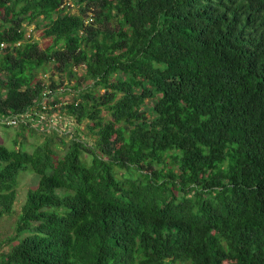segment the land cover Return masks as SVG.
<instances>
[{
	"label": "trees",
	"instance_id": "obj_1",
	"mask_svg": "<svg viewBox=\"0 0 264 264\" xmlns=\"http://www.w3.org/2000/svg\"><path fill=\"white\" fill-rule=\"evenodd\" d=\"M0 9L3 126L57 112L95 135L61 156L0 143V219L18 174L39 177L0 264H264V0Z\"/></svg>",
	"mask_w": 264,
	"mask_h": 264
},
{
	"label": "rangeland",
	"instance_id": "obj_2",
	"mask_svg": "<svg viewBox=\"0 0 264 264\" xmlns=\"http://www.w3.org/2000/svg\"><path fill=\"white\" fill-rule=\"evenodd\" d=\"M70 6L71 11H76L78 9L76 5L71 4ZM0 12H2V9H0ZM1 23L0 17V26ZM23 26L26 35L31 36L32 40L38 41L41 47H45L50 43L51 40L47 37H43L42 30L40 28H36L34 23L28 25L25 22ZM51 72L52 70H48L46 74ZM40 76L42 77L43 75L40 74ZM54 76V78H57L58 74L56 73ZM45 79L48 83L46 77ZM72 85L73 82H70V87H72ZM54 94L56 95V93ZM67 97L71 99L70 94L67 95ZM50 98L52 99V96ZM60 105V103H57L56 108ZM38 114L35 116H20L21 121L25 120L27 123V126L24 129H21L20 124H18V120L13 122V125L10 127H5L2 122H0V143L5 144L10 148L23 147L25 150L31 152L36 145L41 144L47 137H49L53 141L51 146L57 150L58 155L61 156L66 151L67 144L73 133L88 140L89 144L94 142L93 138L95 135L90 134L89 129L86 127V120L78 124L72 117L66 114H62L59 117V120L57 112H49L46 113V115L43 114L42 118L40 117V112H38ZM103 114L107 117L105 112H103ZM61 139L66 143V145L61 143ZM38 178V175L30 169L23 170L18 174V183L16 186L17 193L13 205V212L11 215H5L0 219V253L8 251L11 246L17 242L16 239L11 240V237L15 234L17 214L20 211L21 205L25 201L27 191L30 188H35L37 186Z\"/></svg>",
	"mask_w": 264,
	"mask_h": 264
},
{
	"label": "built area",
	"instance_id": "obj_3",
	"mask_svg": "<svg viewBox=\"0 0 264 264\" xmlns=\"http://www.w3.org/2000/svg\"><path fill=\"white\" fill-rule=\"evenodd\" d=\"M5 46V44L4 43H0V52H1V50H2V48ZM42 108L43 109H45V108H47V109H49L50 107H47V104H43L42 105ZM46 113L47 112H40V117L42 118L43 117V114H45L46 115ZM25 116H27L26 114H25ZM7 120V119H6ZM17 121V119L15 118H11L10 120H9V123H12L13 124V122H16Z\"/></svg>",
	"mask_w": 264,
	"mask_h": 264
}]
</instances>
